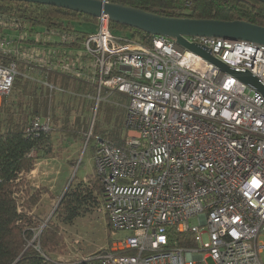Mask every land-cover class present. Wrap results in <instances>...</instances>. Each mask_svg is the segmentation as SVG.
<instances>
[{"label":"built area","instance_id":"1","mask_svg":"<svg viewBox=\"0 0 264 264\" xmlns=\"http://www.w3.org/2000/svg\"><path fill=\"white\" fill-rule=\"evenodd\" d=\"M98 19L82 33L0 11V104L18 77L51 98L97 92L98 105L107 91L129 100L122 143L98 136L93 157L100 209L110 234L123 235L67 261L51 259L38 243L46 264H264V94L176 39L128 40L106 15ZM185 38L264 85V44ZM52 75L90 91L62 88ZM52 130L49 112L25 132ZM179 234L191 235L184 246Z\"/></svg>","mask_w":264,"mask_h":264},{"label":"trees","instance_id":"2","mask_svg":"<svg viewBox=\"0 0 264 264\" xmlns=\"http://www.w3.org/2000/svg\"><path fill=\"white\" fill-rule=\"evenodd\" d=\"M109 1L163 16L243 20L264 27V3L258 0ZM0 11L16 15L33 26L55 25L82 33L95 30L99 21L90 14L24 1L0 0ZM110 28L122 38L144 44H150L153 37L150 33L117 22L110 21ZM54 76H50V80L56 83ZM13 88H19L20 92L13 99L8 98L11 93L4 96L0 104V264H46L35 245L39 243L41 250L48 255L63 247L64 236L60 225L49 221L41 230L39 241L30 244L35 229L40 225L34 209L42 194L40 188L35 189L27 184V174L35 169L40 152L44 153L42 156L45 158H51L54 148L51 132L26 136L25 130L34 117L50 112L51 96L36 82L21 77H18ZM69 117L70 110H67L64 130L73 133L71 136L74 138H78V134H85L69 125ZM58 119L56 116L55 120ZM108 136L121 144V126L119 131L112 129ZM91 139L92 136L89 142ZM92 186L73 188L61 200L59 208L65 214L64 220L78 217L87 202L99 204L97 193L101 192V187L96 181ZM177 237L178 244L184 246L185 238H191V235L179 234Z\"/></svg>","mask_w":264,"mask_h":264},{"label":"rangeland","instance_id":"3","mask_svg":"<svg viewBox=\"0 0 264 264\" xmlns=\"http://www.w3.org/2000/svg\"><path fill=\"white\" fill-rule=\"evenodd\" d=\"M53 80L61 84L62 88L70 91H90L86 86L77 87L75 82L63 79L59 75H55ZM18 92H20L19 88H13L8 98L13 99ZM97 96V92L93 93L92 98H82L59 91L51 98L50 112L54 116L51 137L54 154L51 158H45L42 156L44 153L40 152L35 169L27 174L29 179L27 184L35 189L40 188L42 194L39 204L34 209L35 215L40 221L35 232H39L49 221H53L60 225L64 236L63 247L47 253L51 259L67 261L77 256H87L107 247L111 239L123 235L122 233H118L116 236L110 234L108 219L99 204L85 203L81 214L72 220H64L65 214L63 215L59 208L61 200L71 189L95 186L93 157L96 137L101 136L112 140L108 133L112 129L114 132L119 131L120 126L121 136L123 134L125 106L128 104V98L118 93L109 94L104 91L102 100L97 105L95 99ZM96 106L97 117L92 131V139L89 142L88 133L94 119ZM67 110H70L69 125L85 133L78 134V138L72 137L73 133L64 130ZM56 116L59 118L58 120H55ZM261 240L264 242V236L261 237ZM262 258L264 259V253ZM208 261L213 264L210 259Z\"/></svg>","mask_w":264,"mask_h":264},{"label":"water","instance_id":"4","mask_svg":"<svg viewBox=\"0 0 264 264\" xmlns=\"http://www.w3.org/2000/svg\"><path fill=\"white\" fill-rule=\"evenodd\" d=\"M53 5L97 18L106 15L110 21L132 26L152 35L176 39L177 43L193 50L209 62L237 75V77L264 94V85L251 73H239L212 55L209 50L190 43L185 36H207L245 40L264 44V27L243 20L195 19L170 17L109 0H9ZM264 3V0H258ZM88 141V140H87Z\"/></svg>","mask_w":264,"mask_h":264},{"label":"snow or ice","instance_id":"5","mask_svg":"<svg viewBox=\"0 0 264 264\" xmlns=\"http://www.w3.org/2000/svg\"><path fill=\"white\" fill-rule=\"evenodd\" d=\"M254 184H256L257 186H259V185H258V182H255V181H254Z\"/></svg>","mask_w":264,"mask_h":264},{"label":"crops","instance_id":"6","mask_svg":"<svg viewBox=\"0 0 264 264\" xmlns=\"http://www.w3.org/2000/svg\"><path fill=\"white\" fill-rule=\"evenodd\" d=\"M122 138V137H121Z\"/></svg>","mask_w":264,"mask_h":264}]
</instances>
